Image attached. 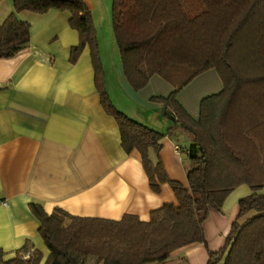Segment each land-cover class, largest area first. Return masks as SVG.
Returning a JSON list of instances; mask_svg holds the SVG:
<instances>
[{
  "label": "trees",
  "instance_id": "16d2710c",
  "mask_svg": "<svg viewBox=\"0 0 264 264\" xmlns=\"http://www.w3.org/2000/svg\"><path fill=\"white\" fill-rule=\"evenodd\" d=\"M12 5L0 22V58L29 44V23L16 13L69 12V26L79 36L69 60L75 62L89 47L101 104L117 123L123 149L139 152L153 191L168 183L178 201L153 209L147 222L128 214L120 220L73 216L59 208L47 214L31 202L49 250L44 264H84L88 255L102 264L161 263L176 249L205 243L202 223L209 210H220L240 184L251 192L238 200L225 244L209 251L207 264H264V194L259 192L264 185V0H112L113 38L129 84L138 90L158 74L174 87L166 97L151 98L173 122L166 133L111 103L93 15L84 0H13ZM210 68L217 71L222 89L200 100L195 120L176 95ZM167 134L188 138L187 145L177 143L180 151H188V189L168 178L158 158ZM39 259L34 250L26 261L38 264ZM23 261L16 257L2 264Z\"/></svg>",
  "mask_w": 264,
  "mask_h": 264
},
{
  "label": "crops",
  "instance_id": "0c3cea01",
  "mask_svg": "<svg viewBox=\"0 0 264 264\" xmlns=\"http://www.w3.org/2000/svg\"><path fill=\"white\" fill-rule=\"evenodd\" d=\"M0 0V22L13 11V0L5 14ZM91 11L94 0H84ZM4 15V16H3ZM20 20L29 23V44L10 57L0 58V257L11 262L40 252L44 264L49 250L39 234L40 223L29 203L41 204L50 214L62 209L73 216L120 220L133 215L143 222L150 212L167 203L178 205L168 183L158 192L151 189L137 150L126 152L117 123L107 113L95 84V73L87 45L75 62L70 50L79 43L69 26L70 13L21 11ZM109 54L112 59H109ZM100 53L105 91L111 103L135 121L166 133L173 122L152 97H166L174 87L158 74L136 90L127 81L118 55ZM222 82L214 68L195 76L176 95V100L195 120L200 100L209 84ZM176 140L178 142H176ZM177 143L187 145L184 135H165L158 158L169 179L188 189L187 149L177 151ZM151 158L155 155L151 153ZM251 192L247 184L236 186L224 199L220 210L210 209L202 227L205 243H194L171 253L154 264H207L209 251L225 244L238 213V200ZM264 194V185L259 191ZM84 264H102L88 255ZM222 264V262L216 263Z\"/></svg>",
  "mask_w": 264,
  "mask_h": 264
},
{
  "label": "rangeland",
  "instance_id": "374dc122",
  "mask_svg": "<svg viewBox=\"0 0 264 264\" xmlns=\"http://www.w3.org/2000/svg\"><path fill=\"white\" fill-rule=\"evenodd\" d=\"M94 1L96 4L95 10L93 11H91L90 9L89 10L92 12L93 15V21L96 30V38L98 42L99 56L101 52H103V54H106V52H108L109 54L112 49H114V51L118 55V48L114 42L113 31H112V21H111L112 0H94ZM9 6H10L9 0H3L1 4V9H2L1 14H5ZM109 59H112L111 54H109ZM204 77L205 76H203L194 83V88L199 87L201 83L203 84L207 83L209 84V86L205 88L203 94L208 93V95H211L217 93V90L220 89L219 83L214 79H211V81H208V79H203ZM219 80L221 81L220 77Z\"/></svg>",
  "mask_w": 264,
  "mask_h": 264
},
{
  "label": "built area",
  "instance_id": "2783aa9c",
  "mask_svg": "<svg viewBox=\"0 0 264 264\" xmlns=\"http://www.w3.org/2000/svg\"><path fill=\"white\" fill-rule=\"evenodd\" d=\"M175 148H176L177 151H180V147L178 145H176ZM0 264H2L1 257H0Z\"/></svg>",
  "mask_w": 264,
  "mask_h": 264
}]
</instances>
